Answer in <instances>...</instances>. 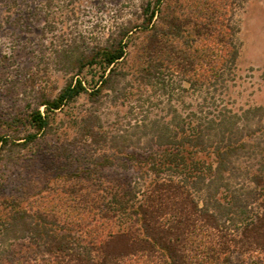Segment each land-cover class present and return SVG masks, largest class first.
<instances>
[{
    "label": "trees",
    "instance_id": "1",
    "mask_svg": "<svg viewBox=\"0 0 264 264\" xmlns=\"http://www.w3.org/2000/svg\"><path fill=\"white\" fill-rule=\"evenodd\" d=\"M163 1L154 0L150 11L149 4L143 8L141 27L152 41L142 56H137L135 65L117 63L126 55L130 32L139 25L116 32L89 58H79L80 69L88 65L101 70L92 85L79 70L56 95L41 102L42 112L37 108L29 112V122L35 129L44 130L50 127L56 110L68 107L81 94L98 97L107 89L116 93L113 96L132 101L127 113L133 122L128 119L105 128L95 109L79 117L83 124L78 125V139L96 150L87 158L78 152L75 178L80 190L76 194L82 201L93 194L97 205L72 210L63 221L56 220L53 208H43L41 216L10 207L9 218L0 222L1 232L11 231L15 239L21 235L42 247L47 264H121L120 257L141 251L156 252L162 264H228L234 252L247 254L246 264H264V106L241 112L221 106L214 112H189L187 117L172 108L169 121L160 124L157 119L161 117L152 119L141 108L140 96L131 98L123 88L116 89L118 79L128 75L125 69L133 68L130 74L134 81L147 89L157 87L168 97L176 88L186 90L177 86L174 77L187 71L194 75L195 69L170 47L174 39L184 40L183 27L189 28L187 34L199 42L223 43L222 37H213L220 25L216 6H207L211 12L198 9L199 14L180 18L165 16ZM154 16L162 19L163 27L157 25ZM190 41L195 40L192 37ZM163 42L169 44L165 53ZM184 42L183 48L190 47ZM237 55L238 49L228 39L213 54L214 59L199 65V78L195 74L178 81L188 82V88L193 89L206 83L213 86L211 79L223 81L219 79L223 71L220 65L232 68ZM82 160L88 163L81 166ZM105 168L132 170L134 174L108 177L101 171ZM104 219L117 221L116 230L86 240L88 232L95 231ZM14 220L17 224L11 228ZM114 237L123 241L124 254H115L108 247V240Z\"/></svg>",
    "mask_w": 264,
    "mask_h": 264
},
{
    "label": "rangeland",
    "instance_id": "2",
    "mask_svg": "<svg viewBox=\"0 0 264 264\" xmlns=\"http://www.w3.org/2000/svg\"><path fill=\"white\" fill-rule=\"evenodd\" d=\"M153 2L154 0H0V222L9 218L10 207L41 216L43 208H53L57 214L56 220L63 221L72 210L81 211L90 203L92 206L99 203L93 194H89L87 201L80 200L78 193L76 194V190H80L78 179L75 178L78 152L87 158L94 154L92 150L95 148L78 139V125L83 124L79 117L85 116L88 109L90 112L95 109L100 117L99 123L105 128L112 124L114 127L116 123H123L128 119L133 122L127 113L132 101L113 96L116 93L108 92L107 89H103L98 97L91 98L81 94L69 104V108L64 106L56 110L50 127L44 130L35 129L29 122L28 115L36 108L42 112L44 106L41 102L56 95L79 70L80 76L89 80L92 85L101 70L98 66L91 69L88 65L80 69L79 58L88 57L97 47L108 44L116 32L139 25L140 27L130 32L126 55L117 63L118 66L123 63L128 67L135 65L137 56H142L145 46L152 41L150 34L143 31L141 26L145 18L143 8L149 4L150 11ZM163 2L162 13L165 16L171 14L180 18L199 14L196 11L198 9L211 12L206 10L207 6H216L218 13L215 12L220 15V25L213 37H222L223 43L212 45L209 40L203 39L199 42V38L187 34L189 28L183 27L184 40L178 37L179 40L174 39L175 43L170 47H174L177 55L184 56L195 69L194 75L187 71L174 77L177 86L185 87L186 90L176 88L172 91L173 95L168 97L157 87L147 89L137 80L134 81L130 74L133 68L125 69L128 75L118 79L116 89L123 88L122 92L132 96L131 98L140 96V103H143L141 108L148 111L147 114L152 119L155 116L161 117L157 119L160 124L169 121L172 108L182 117H187L189 112H214L221 106L234 112L264 106V0ZM153 20L157 21L158 26H164L162 19L154 16ZM192 37L195 40L193 43L190 41ZM162 39L164 40L163 37ZM228 39L238 49V55L232 68L220 65L219 69L223 71L221 73L219 70V79L223 78V81L211 79V84L215 83L213 86L206 83L205 86L197 85L194 89L188 88V82L178 81V78L188 80L195 77V74L199 78V65L214 59L213 54L219 52L221 45L225 46ZM183 42L190 47L183 48ZM168 45V42L166 45L163 42V47L166 46L162 48L163 53ZM222 82L224 86H221ZM136 116L141 118L139 114ZM28 134H34V137L30 138ZM87 163L88 161L82 160L80 165ZM101 171L106 176L115 178L134 174L132 170L123 172L118 168H105ZM15 220L12 221L11 228L16 226ZM117 224L115 220L104 219L85 238L93 239L101 234L105 236L108 230L115 231ZM20 236L17 235L18 238L15 239L11 231L1 232L0 227V264H47V255L43 253L42 247ZM108 244L115 254L126 252L122 248L123 241L119 238H110ZM135 253L134 256L128 253L125 257H120L119 262L162 264V257L156 252ZM228 261V264H246L248 256L234 252Z\"/></svg>",
    "mask_w": 264,
    "mask_h": 264
}]
</instances>
